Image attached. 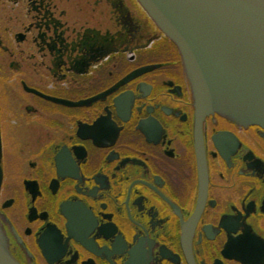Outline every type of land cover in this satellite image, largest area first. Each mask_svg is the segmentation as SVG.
Segmentation results:
<instances>
[{
    "label": "flooded vegetation",
    "instance_id": "obj_1",
    "mask_svg": "<svg viewBox=\"0 0 264 264\" xmlns=\"http://www.w3.org/2000/svg\"><path fill=\"white\" fill-rule=\"evenodd\" d=\"M136 0H0V224L19 264H264V130L205 117Z\"/></svg>",
    "mask_w": 264,
    "mask_h": 264
},
{
    "label": "water",
    "instance_id": "obj_2",
    "mask_svg": "<svg viewBox=\"0 0 264 264\" xmlns=\"http://www.w3.org/2000/svg\"><path fill=\"white\" fill-rule=\"evenodd\" d=\"M177 49L201 125L216 115L264 130V0H136ZM197 151L200 190L206 167ZM0 264H19L0 224Z\"/></svg>",
    "mask_w": 264,
    "mask_h": 264
}]
</instances>
